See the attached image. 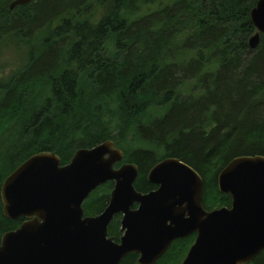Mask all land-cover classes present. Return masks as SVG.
Returning a JSON list of instances; mask_svg holds the SVG:
<instances>
[{
    "label": "trees",
    "instance_id": "1",
    "mask_svg": "<svg viewBox=\"0 0 264 264\" xmlns=\"http://www.w3.org/2000/svg\"><path fill=\"white\" fill-rule=\"evenodd\" d=\"M257 1L32 0L11 10L13 0H0V44L32 50L0 80V188L38 152L65 165L77 149L112 140L122 162L138 166L137 191L156 189L148 171L174 157L202 177L207 211L229 207L220 171L264 156V34L248 44ZM112 187L89 195L85 216L104 210ZM120 219L108 226L117 242ZM24 220L7 219L0 198V241ZM194 238L174 241L156 264H180ZM249 264H264V250Z\"/></svg>",
    "mask_w": 264,
    "mask_h": 264
},
{
    "label": "water",
    "instance_id": "2",
    "mask_svg": "<svg viewBox=\"0 0 264 264\" xmlns=\"http://www.w3.org/2000/svg\"><path fill=\"white\" fill-rule=\"evenodd\" d=\"M31 1L13 0L10 9ZM250 17L256 32L248 44L255 49L264 34V0ZM124 155L105 140L77 149L65 165L50 151L20 164L2 183L0 198L7 219L25 220L2 235L0 264H120L127 254L138 255V264H156L174 241L192 234L181 264H249L264 250V156L233 158L217 177L231 204L207 211L194 168L162 159L147 174L157 188L143 193L134 186L138 166L122 162ZM111 181L107 206L85 216L84 201ZM119 214L117 242L108 226Z\"/></svg>",
    "mask_w": 264,
    "mask_h": 264
},
{
    "label": "rangeland",
    "instance_id": "3",
    "mask_svg": "<svg viewBox=\"0 0 264 264\" xmlns=\"http://www.w3.org/2000/svg\"><path fill=\"white\" fill-rule=\"evenodd\" d=\"M30 53H32V50L27 46V44H24V43L18 44L16 41L14 42L12 40H9V41L4 42V43L1 42V44H0V80L6 79L7 77L11 76L13 73L21 70L22 68H25L26 65L29 63ZM108 190H109V188L105 187L99 191L98 195L99 196H101L103 194L107 195V193H109ZM101 193H103V194H101ZM214 209H217V208H214ZM209 211H211V210H209ZM120 232H122V231H120ZM193 242H194V240H193ZM193 242L190 244L188 250L190 249ZM188 250H187V252H188ZM187 252L185 254V257L187 255ZM185 257H184V259H185ZM183 260H182V262H183Z\"/></svg>",
    "mask_w": 264,
    "mask_h": 264
},
{
    "label": "flooded vegetation",
    "instance_id": "4",
    "mask_svg": "<svg viewBox=\"0 0 264 264\" xmlns=\"http://www.w3.org/2000/svg\"><path fill=\"white\" fill-rule=\"evenodd\" d=\"M119 215H120V214H119ZM115 216H117V215H115ZM120 217H121V215H120ZM121 235H122V232H121ZM121 235H120V236H121ZM192 235H193V236L195 235V238H196V234H192ZM120 236H119V238H120ZM190 236H191V235H190ZM188 237H189V236H188ZM188 237H187V238H188ZM195 238H194V241H195ZM137 259H138V258H137Z\"/></svg>",
    "mask_w": 264,
    "mask_h": 264
},
{
    "label": "bare ground",
    "instance_id": "5",
    "mask_svg": "<svg viewBox=\"0 0 264 264\" xmlns=\"http://www.w3.org/2000/svg\"><path fill=\"white\" fill-rule=\"evenodd\" d=\"M259 254H260V253H259ZM259 254H258V255H259Z\"/></svg>",
    "mask_w": 264,
    "mask_h": 264
}]
</instances>
